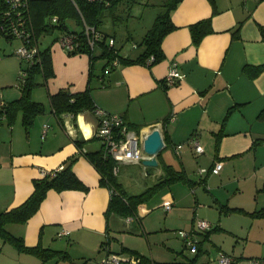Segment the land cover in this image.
I'll return each mask as SVG.
<instances>
[{
  "label": "crops",
  "instance_id": "1",
  "mask_svg": "<svg viewBox=\"0 0 264 264\" xmlns=\"http://www.w3.org/2000/svg\"><path fill=\"white\" fill-rule=\"evenodd\" d=\"M170 19L175 28L162 40L164 57L152 66L114 62L107 69L106 60L91 61L87 54L69 55L58 42L51 45L54 74L45 79L39 73L31 93L43 112L28 132L21 119L12 127H0V212L22 204L33 191L34 179L61 168L72 156L77 157L73 172L89 190H49L25 224L7 226L11 234L23 238L25 246L39 245L63 254L43 261L34 253L4 249L7 243L0 239V264H96L110 254L134 264L129 254L111 250L110 191L99 185V174L81 152L101 148L95 138V115L92 111L57 115L50 105L49 96L60 89L76 93L87 86L95 107L121 115L129 130L143 136L154 128L161 132L164 147L156 156V167L131 163L121 168L142 165L145 174L156 180L164 177L166 166L187 178L191 175L208 192L202 187L194 191L197 199L205 196L208 210L202 214L214 223L212 233L216 234L211 233L208 241L210 237L219 240V234L226 232V220L234 227L228 231L229 246L220 248L224 245L220 243L219 252L234 257L238 264H251L241 259L264 257V216L251 214L264 208V119L258 118L264 109V0H181ZM205 19H210L212 31L194 45L189 27ZM46 44H50L47 38ZM173 67L180 78L166 86L165 77ZM16 71V66L11 68L0 85L4 86L0 107L21 95L18 86L10 87ZM82 140L87 142L80 151L74 141ZM194 140L202 146L201 154L195 153ZM216 162L222 168L212 174ZM120 167L117 181L124 190ZM199 169L208 172L199 175ZM195 213L196 208L191 222ZM64 230L68 233L58 236ZM229 249L231 254L226 253ZM163 257L152 260L185 261ZM197 258L196 264L206 259Z\"/></svg>",
  "mask_w": 264,
  "mask_h": 264
},
{
  "label": "trees",
  "instance_id": "2",
  "mask_svg": "<svg viewBox=\"0 0 264 264\" xmlns=\"http://www.w3.org/2000/svg\"><path fill=\"white\" fill-rule=\"evenodd\" d=\"M164 1L165 12L156 19L152 29L142 39L140 44L142 51L138 55L130 57L120 56L114 44H109L107 34L100 30V26L103 18L114 15L118 8L129 9L131 6L139 3V0H108L107 3H100L94 0H0V37L8 41L19 39L21 41L20 47L28 49L37 48L33 63L26 62L15 51L21 62L19 71H25L26 75L24 81L18 83L21 92L20 97L1 105L0 127L3 124L12 127L20 115L21 123L28 132L34 118L43 112V105L34 101L31 93L37 85L36 76L39 73H42L45 79L53 76L50 48L52 44L58 42L59 38L64 35L73 36L77 44L76 48L67 52L69 55L87 54L91 61L98 58L106 60L105 68L107 67V69L113 67L114 62L120 65L146 64L152 66L161 61L164 57L161 49L162 40L175 28L171 22L170 13L181 0ZM209 1L212 2L213 0ZM68 20L74 21L75 24L80 25V28H69L66 23ZM85 26L93 27L101 35V38L93 49L88 48L84 34ZM189 28L194 45H198L203 36L212 31L210 19L199 21L192 24ZM55 29L59 31L57 37L53 38L50 44L41 46V37L43 35H50ZM261 32L264 34V28H261ZM96 48H98V51ZM49 101L53 112L57 115L70 113L76 116L81 112L92 111L95 107L90 93V86L76 93L60 89L57 93L49 96ZM258 118L264 119V109L260 111ZM74 142L81 151L87 141ZM81 152L99 174V185L108 188L110 191V201L107 209V212L110 214L127 215L133 211V207L138 202L149 196L157 188L171 184L172 182L183 181L184 179L189 181L185 175L173 171L166 166L164 177L158 179L144 193L130 197L131 201L118 183L117 175L113 174L115 162L108 157H103L101 148L95 151L87 152L82 150ZM76 160L77 157L72 156L63 162L61 168L46 172L43 177L34 179L32 181L33 191L22 204L9 211L0 212V239L3 242L11 244L19 252L34 253L43 261L55 254H63L59 251L42 248L39 245L27 247L24 244L23 238L11 234L7 230V226L10 224H25L39 210L41 202L45 199L49 190H55L56 192L81 190L87 192L89 188L73 172V164ZM189 182L191 183V181ZM232 210L241 211V209ZM251 214L264 216V208ZM212 229L213 227L208 231L200 232L203 238L198 242L196 256L182 262H157L145 258L136 251L124 249L130 252L134 264H196L198 261L197 257L202 254V241L208 240L209 235L213 231ZM184 249H186L185 245ZM255 261L259 262L258 260Z\"/></svg>",
  "mask_w": 264,
  "mask_h": 264
},
{
  "label": "rangeland",
  "instance_id": "3",
  "mask_svg": "<svg viewBox=\"0 0 264 264\" xmlns=\"http://www.w3.org/2000/svg\"><path fill=\"white\" fill-rule=\"evenodd\" d=\"M164 3V0H139V3L131 6L129 9L118 8L114 15L103 18L100 30L107 34V41H110L112 37L115 49L118 50L120 56L134 57L142 51V46L140 45L142 39L152 29L156 19L165 12ZM66 23L71 29L80 28V25L75 24L72 20H68ZM58 34L59 31L55 29L50 35H43L40 39L41 46H44L45 38H47V42H50L53 38L57 37ZM20 46L18 39L8 41L0 37V85L6 82V79H8L6 78V74H9L11 68L14 66L17 68V73L10 87L16 88L18 83L22 82V80L19 79L20 69H18V64L21 62L15 54V51ZM97 49L98 48H96V50ZM99 59L100 58L95 60L97 61ZM3 89L4 86L0 87V91ZM20 119V116H18L16 122L20 123ZM29 130L30 129H28V131ZM120 171V174L124 172V179L122 175L120 179L122 180L125 194L129 198L144 193L157 182L152 176L145 174L146 170L143 169L142 165L138 168L120 167ZM196 176H198L197 173ZM188 180H192L193 182L190 183L184 179L183 182H172L171 184H166L157 188L149 196L138 202L133 207V211L129 212L127 215L120 216L117 213H112L111 250L120 253L125 252L130 255V252L124 249L126 248L136 251L150 260H152L153 256H165L163 258L166 260H172L171 258L173 257L187 260L196 256L194 253H191L189 249H184L183 241L178 236V231H190L195 228V222L198 220L207 221L211 227L214 226V223L210 222V219L202 214V211L205 212L208 210V205L205 203L206 200L204 199L205 196L200 195L201 198L197 199L194 194V191L202 187V185L194 182L195 179L191 175H189ZM202 189L205 194L208 193L203 187ZM172 196L173 199H175L173 201L171 199ZM130 200L132 201L131 198ZM167 204H170L172 210L165 213L163 207ZM195 208L196 213L191 222L193 210ZM219 214L224 215L222 212ZM218 215L216 222L221 220V216ZM128 218H132V221ZM230 223L233 225L232 220ZM233 227L226 224L225 220L224 228L226 232H221L218 236V239L222 242L212 239L211 237V242L208 240L202 241L201 255L206 259L199 261L198 264H218L217 258L219 250L217 246L220 247V243L224 244L223 247L220 248L229 246L226 239L231 238V233L228 231L232 230ZM9 231L11 232V230ZM213 233L216 234V232ZM198 235H200V232L197 234V238H199ZM4 249H9L13 252L16 251V249L8 243L5 244ZM180 250L181 254H177ZM3 252H5V250H3ZM228 252L231 254L232 249L226 251V253ZM253 259L258 260L260 264H264L262 263L264 257L241 259L240 261H245V263H247Z\"/></svg>",
  "mask_w": 264,
  "mask_h": 264
},
{
  "label": "built area",
  "instance_id": "4",
  "mask_svg": "<svg viewBox=\"0 0 264 264\" xmlns=\"http://www.w3.org/2000/svg\"><path fill=\"white\" fill-rule=\"evenodd\" d=\"M94 1L100 3L108 2V0ZM84 34L86 37L88 48L93 49L94 46L98 43V40L101 38V35L93 27L88 26H85ZM58 43L66 52L72 51L74 48H76L77 45L75 43L74 37L71 35H64L60 37ZM109 44H114L113 39L109 41ZM36 53V47H33L31 49L20 47L16 50V54L29 63H33ZM25 75V71L20 72V79L22 81H24ZM179 78L180 75L176 67H173L165 77V85L171 86ZM92 112L97 119L95 138L98 139L101 145L103 157H108L115 162V166L113 167L114 175L118 174L120 165L141 163L143 159H146L148 157L143 151V140L146 136H143L141 133H134L133 131L129 130L124 123L123 117L121 115L108 113L107 111L99 107H94ZM193 144L195 153L201 154L203 152L202 146L197 142V140H194ZM221 168L222 163L216 162L210 169V173L218 174ZM206 172H208L206 169H199L198 174L202 175ZM170 209V205H166L164 207L165 211H169ZM210 228L211 225L207 221L198 220L195 222V228L191 229L188 232L180 230L178 231V236L182 239L185 247L189 249L191 253H196L199 242L197 234L199 232L208 231ZM67 233L68 231L64 230L63 232L59 233L58 236H62ZM217 262L218 264H238V261L234 257L223 252H219ZM256 263L257 261L251 260V264ZM96 264H126V262L123 261L119 255L110 254Z\"/></svg>",
  "mask_w": 264,
  "mask_h": 264
},
{
  "label": "water",
  "instance_id": "5",
  "mask_svg": "<svg viewBox=\"0 0 264 264\" xmlns=\"http://www.w3.org/2000/svg\"><path fill=\"white\" fill-rule=\"evenodd\" d=\"M164 147V141L158 128L152 129L143 140V151L148 156L142 160V165L146 168L156 167V156Z\"/></svg>",
  "mask_w": 264,
  "mask_h": 264
}]
</instances>
